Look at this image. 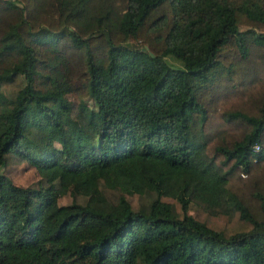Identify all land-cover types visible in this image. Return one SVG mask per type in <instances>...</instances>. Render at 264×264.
Masks as SVG:
<instances>
[{
	"label": "trees",
	"instance_id": "trees-1",
	"mask_svg": "<svg viewBox=\"0 0 264 264\" xmlns=\"http://www.w3.org/2000/svg\"><path fill=\"white\" fill-rule=\"evenodd\" d=\"M0 264H264V0H0Z\"/></svg>",
	"mask_w": 264,
	"mask_h": 264
},
{
	"label": "rangeland",
	"instance_id": "rangeland-1",
	"mask_svg": "<svg viewBox=\"0 0 264 264\" xmlns=\"http://www.w3.org/2000/svg\"><path fill=\"white\" fill-rule=\"evenodd\" d=\"M239 28H240L241 31H243V30L248 29L249 27L248 26H244V25H239ZM85 101H86V103L89 105V107L91 109L95 110V106L93 104V101L90 98H85Z\"/></svg>",
	"mask_w": 264,
	"mask_h": 264
}]
</instances>
